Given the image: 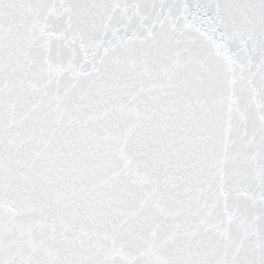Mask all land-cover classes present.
<instances>
[{
    "label": "snow or ice",
    "instance_id": "snow-or-ice-1",
    "mask_svg": "<svg viewBox=\"0 0 264 264\" xmlns=\"http://www.w3.org/2000/svg\"><path fill=\"white\" fill-rule=\"evenodd\" d=\"M0 264H264V0H0Z\"/></svg>",
    "mask_w": 264,
    "mask_h": 264
}]
</instances>
